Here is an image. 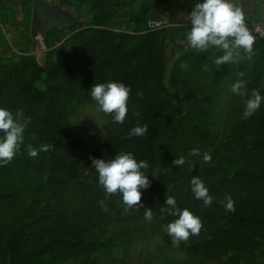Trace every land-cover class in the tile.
I'll use <instances>...</instances> for the list:
<instances>
[{
	"label": "rangeland",
	"instance_id": "obj_1",
	"mask_svg": "<svg viewBox=\"0 0 264 264\" xmlns=\"http://www.w3.org/2000/svg\"><path fill=\"white\" fill-rule=\"evenodd\" d=\"M11 1L27 12L16 28H0V107L22 110L30 119L24 141L34 139L33 148L58 139L60 145L52 151L65 157L67 165L61 163L53 173L48 161L26 165L20 160L19 169L7 175L0 166L7 190L22 191L19 198L11 194V200L0 203V240L22 210H35L42 219L35 229H23V247L33 246V232L54 225L65 224L70 232L84 235L80 240L70 235L55 251L38 252L39 261L37 251L15 254V259L29 264H236L243 254L240 264H264L263 243L243 253L236 244L222 245L209 258L172 248L163 239L168 235L163 226L176 217L161 213L168 195L176 198L178 208L199 216L203 227L190 241L244 237L246 242L263 235L259 223L229 225L230 213L221 201L230 195L234 206L245 208L246 203L254 205V197L257 204L264 202V182L251 183L252 173L264 166V102L252 116L243 115L254 90L264 96V38L255 40L251 59L241 49L243 59L217 66L212 61L223 54L219 50L188 47L173 53L169 44L164 46L169 26L158 31L142 26L151 18H164L170 25L178 0H43L78 18L73 26L47 30L33 27L36 0ZM238 79L246 82L245 97L231 92ZM111 81L131 88L122 124L99 111L89 93L94 83ZM34 94L42 95L31 101ZM157 102L162 105L154 147L159 160L147 161L144 171L151 186L142 190L140 207L126 211L119 193L106 196L90 157L111 159L119 152L136 157L141 148L129 141H137L130 129L141 125L140 115ZM257 140L262 144L253 149ZM194 148L199 156L190 155ZM204 153L211 155V162L203 161ZM180 157L186 161L181 167L173 164ZM189 165H194L192 171ZM193 176L209 188L214 198L210 207L194 198ZM145 208L152 209V222L144 219ZM10 261L6 249L0 252V264Z\"/></svg>",
	"mask_w": 264,
	"mask_h": 264
},
{
	"label": "clouds",
	"instance_id": "obj_2",
	"mask_svg": "<svg viewBox=\"0 0 264 264\" xmlns=\"http://www.w3.org/2000/svg\"><path fill=\"white\" fill-rule=\"evenodd\" d=\"M264 6V0H257ZM187 23L191 27L186 31L187 46L198 52L217 49L222 55L215 56L212 63L217 66L237 63L244 57L240 55L241 49L251 59L253 45L256 37L246 23L245 14L236 0H195L190 14L187 15ZM213 55H215L213 53ZM241 76L243 74L241 73ZM246 82L238 79L232 84L231 92L240 97L247 96ZM131 88L123 82L111 81L108 83H94L89 90L91 99L95 102L99 111L111 114L114 122L122 124L128 113V100ZM264 102V96L260 90H254L252 95L245 100L244 117L252 116ZM30 119L24 117L22 110L15 112L0 107V166L10 163L24 144L25 130ZM148 133V125H137L130 129L129 135L144 136ZM50 145L43 144L37 150L28 146V154L32 157L38 155V151H48ZM190 155L199 156V149H192ZM91 159V168L98 174V183L104 188L106 196L119 193L125 210L139 208L142 190L148 189L151 184L149 175L144 170L149 167L146 160H138L131 152H119L111 159ZM211 155L203 154L205 163L211 162ZM186 163L183 157L176 158L174 165L183 166ZM194 165H189L192 171ZM190 190L197 200H201L205 207L213 203V196L209 194V188L200 176H193L190 181ZM102 208L107 209L104 200L100 201ZM226 211H235L234 201L231 196L226 197V202L221 201ZM166 208L161 213H167L176 217L173 221L163 226V230L171 237L174 246L187 241L190 236L198 235L203 227L201 218L194 215L188 209L177 207L174 196L166 197ZM144 219L153 220L152 209L145 208Z\"/></svg>",
	"mask_w": 264,
	"mask_h": 264
},
{
	"label": "trees",
	"instance_id": "obj_3",
	"mask_svg": "<svg viewBox=\"0 0 264 264\" xmlns=\"http://www.w3.org/2000/svg\"><path fill=\"white\" fill-rule=\"evenodd\" d=\"M148 20V19H147ZM146 20V21H147ZM146 21L143 23L142 26H145ZM139 26V24H137ZM141 29V25L138 27ZM170 42V32L169 30H165V41H164V46L167 47ZM187 50L184 49L180 52H175L174 53H184ZM167 50L164 51L161 55L162 63L160 64L161 67L164 66L166 58H167ZM42 93V92H40ZM42 95V94H40ZM38 94H34L31 96L30 100L35 101L32 99H38L39 96ZM28 99V98H26ZM162 108L161 102L153 103L152 104V110L143 113L140 115L142 118V124L141 125H148V133L145 134L144 136H137V141L135 139L129 140L131 143L133 142V145H139L141 148L139 153L136 155V158L138 160H146L148 162H151L152 164H155L158 162L159 158L157 157V154L154 152V147H155V140L157 137V134L160 132V126H161V114L160 110ZM36 121V119H34ZM40 127L35 128V132L39 133ZM30 141H24V144L21 145L22 148H20L19 152L15 155L13 160L4 165L3 167L8 170L6 173L9 174L12 171L16 169H19V164L20 160H22L26 165L30 164L32 162H37L38 160L40 161H48L50 166H51V171L57 172L61 168H58L60 164H66L67 165V160L65 157L61 156L60 158L58 157V154L52 151V147L56 145H60V141L58 139H52L50 142L46 143L47 145H50L48 151H38V155L35 157H32L28 154V146L30 145L33 148L34 144V139H28ZM262 140V139H261ZM261 140H257L253 143L252 148L257 149V147H260L262 144ZM138 142V143H137ZM55 158V159H54ZM56 161H54V160ZM53 160V161H52ZM51 162V163H50ZM28 170V169H26ZM252 173V171L248 170V174ZM254 174L253 177H251V183L254 182V184H258L259 182L262 183L264 182V166L259 169V171L252 173ZM3 170H0V176H3ZM3 178H0V203H3L5 201H8L9 199L11 200V196L17 194L18 198L22 194L21 190H16V191H8L7 188L5 187L4 182H2ZM4 181V180H3ZM155 184V181L153 182ZM155 188V187H154ZM12 190V189H11ZM12 194V195H11ZM15 194V195H14ZM254 201V205H250L249 203H246L245 205L247 206L245 208L239 205H235V211H228L230 214V223L234 224L236 227V223L239 222L240 226H243L244 223L247 221L251 223H259V226L261 228L264 227V202H260L257 204V198L252 199ZM263 206V207H262ZM248 208V209H247ZM252 212L251 215L245 216V212ZM22 218V219H21ZM21 218L17 220H22L20 223H18L17 220L13 221L12 223L9 224L7 227V234L5 237H1L2 239L0 240V252L4 251L5 249L8 251V254L11 255V261L10 264H29L26 262L23 263L22 260L17 261L15 259V254H24L28 252H34L37 251L35 255L36 261L41 260L40 255H38V252H47V251H55L58 249V247L67 241V239L70 237V235H73L72 237H77V240H80L84 237V235L78 231H73L70 232L69 227L65 224L59 225L56 227V225L52 226L51 228L44 229L43 231L38 230L36 233L33 232L31 235V238L35 240V243H33L31 247L24 246L22 245L21 239L27 235L23 232L24 230L27 229H35L37 227L36 223L41 222L42 219H39V215L37 214V211H27V210H22L21 211ZM24 220H29L25 222ZM32 220H34L32 222ZM30 233L28 235L30 236ZM253 237H258V236H253ZM51 238V239H48ZM163 239L165 240L166 244L169 245L172 248H178L184 251H187L189 253L193 254H198L203 257H208L212 256L215 248L222 246V245H227V244H236L237 248L236 250L238 252L243 253L244 250H247L249 246L256 247L259 246L260 244H264V233L262 236L259 237V240L256 238L247 240L246 242L244 241V237H233L230 240L226 239V237H213L211 239L203 240V241H196V240H187V241H182L180 242L179 246H174L172 243L171 237L169 235H164ZM220 242L221 243L220 245ZM71 244V243H70ZM31 253V254H32ZM31 254H27V258L31 257ZM211 258V257H210ZM243 258V254H240L238 261L236 264H240V260ZM244 264V263H241ZM248 264V263H247ZM251 264V263H250Z\"/></svg>",
	"mask_w": 264,
	"mask_h": 264
},
{
	"label": "crops",
	"instance_id": "obj_4",
	"mask_svg": "<svg viewBox=\"0 0 264 264\" xmlns=\"http://www.w3.org/2000/svg\"><path fill=\"white\" fill-rule=\"evenodd\" d=\"M237 5L242 8L245 18L255 21H264V6L257 3V0H236ZM195 0H178L175 5L174 16L168 27L170 32V51L180 52L186 48V31L191 27L187 22V15L190 14ZM27 9L19 7L14 1L0 0V28L7 31L9 28H16V23L23 22Z\"/></svg>",
	"mask_w": 264,
	"mask_h": 264
},
{
	"label": "water",
	"instance_id": "obj_5",
	"mask_svg": "<svg viewBox=\"0 0 264 264\" xmlns=\"http://www.w3.org/2000/svg\"><path fill=\"white\" fill-rule=\"evenodd\" d=\"M78 18L43 0H36L33 8V27L36 30L58 29L73 26Z\"/></svg>",
	"mask_w": 264,
	"mask_h": 264
},
{
	"label": "built area",
	"instance_id": "obj_6",
	"mask_svg": "<svg viewBox=\"0 0 264 264\" xmlns=\"http://www.w3.org/2000/svg\"><path fill=\"white\" fill-rule=\"evenodd\" d=\"M245 19L256 39L264 38V21ZM145 26L151 31H158L166 29L169 26V23L164 18H151L146 21Z\"/></svg>",
	"mask_w": 264,
	"mask_h": 264
}]
</instances>
